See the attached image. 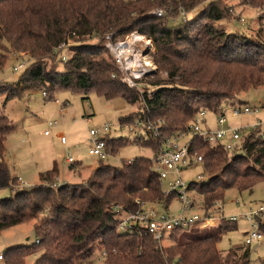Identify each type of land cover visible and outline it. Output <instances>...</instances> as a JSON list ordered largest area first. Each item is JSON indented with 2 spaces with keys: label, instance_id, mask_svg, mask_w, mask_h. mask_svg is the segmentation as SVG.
<instances>
[{
  "label": "trees",
  "instance_id": "1",
  "mask_svg": "<svg viewBox=\"0 0 264 264\" xmlns=\"http://www.w3.org/2000/svg\"><path fill=\"white\" fill-rule=\"evenodd\" d=\"M206 1L197 18L188 17L172 26L168 23L170 14L177 16L180 8L191 9ZM159 8L165 16L153 13ZM228 15L219 0H0V72L10 53L30 57L16 82L0 83V94L8 99L34 87L45 90V98L51 99L60 89L82 94L94 90L105 99L138 102L139 110L120 117V124H130L137 116L160 120L158 136L142 133L135 139L156 155L166 137L189 131L199 110L222 112L244 103L241 92L264 84V37L228 32L215 24ZM132 32L152 40L153 61L166 74L163 80L158 76L147 83L153 87L151 95L139 94L121 82L103 44L107 34L115 40ZM67 39L74 43L70 57L62 62L54 49ZM12 129V122L0 113V188L14 189L10 196L0 198V231L30 220L37 223L33 243L4 251L6 264H24L39 249L42 252L33 264H79L96 246L105 252L104 264H249V245L225 252L217 248L236 220L223 219L210 231L191 236L176 228L169 235L171 243L162 248L150 235L117 229L121 212L114 207L135 211L139 201L166 207L174 197L164 195L162 180L147 156L122 160L119 166L99 159L85 182L58 186L51 185L58 177L53 164L39 173V183L14 188L17 177L4 159L5 141ZM126 143L123 137H108L106 150L114 155ZM187 147L189 153L202 156L209 174L205 181L189 183L190 190L201 197L204 214L218 213L214 205L222 203L227 189L251 192L257 182L264 181L261 128L251 129L231 149L209 145L195 133ZM192 202L194 206L193 198ZM256 218L264 233V222ZM257 264H264V259Z\"/></svg>",
  "mask_w": 264,
  "mask_h": 264
},
{
  "label": "rangeland",
  "instance_id": "2",
  "mask_svg": "<svg viewBox=\"0 0 264 264\" xmlns=\"http://www.w3.org/2000/svg\"><path fill=\"white\" fill-rule=\"evenodd\" d=\"M206 3L207 1L200 2L193 8L186 9L188 17H196ZM219 4L228 10L229 15L219 22H215L218 27L224 28L228 32L239 31L241 34L259 39L264 37V0H255L253 4L250 0H219ZM168 20L171 26L181 22V19H177L176 15L171 14ZM201 22L202 20L198 23ZM132 34L142 35L137 32H132ZM128 35L116 39H125ZM133 47L134 52L141 54L139 56L140 61L152 60L153 66L149 67L148 75L141 78L138 89L135 88L139 94L146 92L148 95L153 87L147 83L158 76L159 79L163 80L166 78V74L159 71L153 61V43L149 46L144 43V39L135 40ZM13 54L10 53L3 70L0 72V79L8 84L16 82L26 68L13 71L12 66L16 62ZM144 55L147 56L144 57ZM24 59L26 62H30V57L27 55ZM62 67V63L57 65L58 69ZM119 76H122L120 72ZM52 96L58 99L59 103H56L53 98H45L42 95V90L34 87L24 88L19 95L8 99L5 94H0V113L7 116L13 124V129L9 132L5 141L4 159L10 168L11 174L20 175V178L26 184L39 183V173L52 168L53 164H56L58 169L57 178L65 183L85 182L99 160L87 152L88 132L91 128L99 127L103 123L112 125L109 137L127 139V143L121 146L114 155H109L104 159L106 163L119 166L122 160H132L137 156L153 158L155 155L153 150L135 141L141 133H144L143 129H130L132 123L120 124L119 121L122 116L136 113L140 106L138 102L131 104L120 97L105 99L94 90L88 94H82L69 89H60L55 91ZM240 97L250 105H264L262 103L264 102V84L251 88L246 92H241ZM226 115L227 123L232 127L250 125L255 120L254 115L249 114L232 116L227 113ZM206 118L211 127L215 126L213 122L214 113L207 111ZM49 120H57L58 125L51 129L49 135H45L44 130L47 128ZM261 129L264 131V126ZM60 134L66 137V144L61 143ZM190 135V133L185 135L179 143L189 140ZM68 151L70 154H68ZM68 156L75 159L74 164L67 162ZM198 175L201 176L202 181L207 180L209 177L202 162H193L180 173L182 180L186 182L195 181ZM57 178L55 181L53 180L52 186L61 184ZM25 187L26 185H22L17 179L14 188L21 189ZM162 188L165 189L164 184H162ZM13 193V188H0V198L8 197ZM190 194L195 200L193 211L199 212L201 197L193 191ZM259 205L264 206V181L257 182L251 192L247 190L238 191L235 187L225 191L223 201L220 204L222 210H220L225 216L235 215L237 219L234 223L235 227L225 232L218 241L217 248L220 251L225 252L230 248L244 246L245 233L252 224L244 215L246 212L256 209ZM155 207L159 213L177 215L180 212V203L177 197L172 198L167 208L162 203L155 204ZM259 218L264 222V213ZM254 221L257 222V218ZM35 223H37V220H30L1 230L0 253L3 254L10 247L33 243L35 241L33 231ZM210 229L211 227L202 228L199 222H195L190 224L188 228L182 229L181 233L191 236L201 234L207 230L210 231ZM161 243L162 246H168L171 240L165 235ZM249 249V264H257L260 259H264V236L259 243L249 245ZM41 252L42 250L39 249L29 254L25 258L24 264H33ZM0 264L6 263L0 260ZM79 264H104L102 248L96 246L91 255Z\"/></svg>",
  "mask_w": 264,
  "mask_h": 264
},
{
  "label": "built area",
  "instance_id": "3",
  "mask_svg": "<svg viewBox=\"0 0 264 264\" xmlns=\"http://www.w3.org/2000/svg\"><path fill=\"white\" fill-rule=\"evenodd\" d=\"M153 13L157 16H165L166 12L163 9H156ZM177 19L181 22H186L188 19V12L180 8L177 14ZM130 35V36H129ZM125 39H113L111 34H107L104 38V45L109 50L114 59L115 65L119 72L121 82L130 88H137L140 85V79L148 75L152 60L147 59L140 61L138 54L134 52V41L143 40L146 45L151 46L152 40L146 38L144 35L129 34ZM74 43L73 40L67 39L59 44L54 51L58 53L62 62L66 61L71 55L70 46ZM16 62L13 64V71H20L27 66L25 61L26 54L23 52L14 53ZM147 55H144L146 57ZM114 77V75H112ZM2 80L0 79V83ZM136 89V90H137ZM152 91V90H151ZM150 91V92H151ZM148 92V95L151 93ZM144 93V92H143ZM42 95L47 96V92L42 90ZM56 103L58 99L53 98ZM207 110L202 109L197 112L194 118L189 123V131L178 132L174 135L168 136L164 139L163 144L156 155L151 158V168L162 180L165 185L163 193L165 196L173 194L177 197L180 203V212L177 215L168 213H159L154 203H147L139 201L138 208L135 211H121L120 207H114L116 212H121L117 229L119 231L135 232L137 234L145 233L150 235L158 248H162V239L166 235L169 238L171 231L176 228H188L192 223L199 222L200 227H214L218 226L223 219L234 221L237 219L235 215L225 216L221 211L220 203H215L214 206L218 207V213L215 215L204 214L202 210L199 212L193 211L191 190L189 188L190 182H200L202 178L200 175L194 181H183L180 173L184 168L189 167L193 162H201L202 156L189 153L187 142L179 143V141L187 134H197L203 141L209 145L222 144L226 149H231L235 142H237L243 135L247 134L251 129L261 128L264 126V105H250L248 103L236 104L224 108L222 112L214 113V125L211 127L206 118ZM238 116L243 114L254 115V122L250 125H242L232 127L227 123V115ZM57 120H49L47 128L44 130L45 135L51 133V129L57 127ZM161 121H152L149 117L142 118L137 116L132 122V127L136 129H143V134L150 133L152 136H158ZM112 125L110 123H103L101 126L91 128L88 132V154L96 157L97 159H106L109 154L106 150V138L109 137ZM247 128H249L247 130ZM142 134V133H141ZM190 135V136H191ZM60 141L66 144V137L62 134ZM68 154L69 151H68ZM67 162L74 164L75 159L72 156L67 157ZM19 183L25 185L20 178ZM221 209V210H220ZM264 213V206L259 205L256 209L246 212L244 217L251 222L250 229L246 232L244 237V244L251 245L252 243H259L263 238L264 233L260 230L259 225L254 219ZM105 252H103V259ZM0 260H3V254L0 253Z\"/></svg>",
  "mask_w": 264,
  "mask_h": 264
},
{
  "label": "crops",
  "instance_id": "4",
  "mask_svg": "<svg viewBox=\"0 0 264 264\" xmlns=\"http://www.w3.org/2000/svg\"><path fill=\"white\" fill-rule=\"evenodd\" d=\"M262 103H264V102H262ZM228 107H229V106H228ZM230 107H231V106H230ZM14 176L20 178V175H14ZM20 179H21V178H20ZM57 180L60 181V183H65L64 181L60 180L59 178H57ZM21 181H22V179H21ZM24 184H25L26 186H28V184H26L25 182H24ZM168 205H169V204H168ZM168 205H167L165 208H167ZM245 234H246V233H245Z\"/></svg>",
  "mask_w": 264,
  "mask_h": 264
}]
</instances>
